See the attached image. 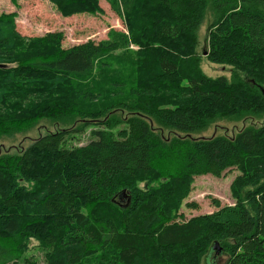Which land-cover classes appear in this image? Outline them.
<instances>
[{
	"label": "trees",
	"instance_id": "16d2710c",
	"mask_svg": "<svg viewBox=\"0 0 264 264\" xmlns=\"http://www.w3.org/2000/svg\"><path fill=\"white\" fill-rule=\"evenodd\" d=\"M51 1L64 16L105 2L129 33L65 48L0 17V142L23 136L0 148V264H38L33 242L43 264H264V123L195 137L264 116V0ZM210 7L206 58L231 79L197 56ZM42 122L57 129L25 146ZM232 170L234 205L180 213L197 177Z\"/></svg>",
	"mask_w": 264,
	"mask_h": 264
},
{
	"label": "rangeland",
	"instance_id": "374dc122",
	"mask_svg": "<svg viewBox=\"0 0 264 264\" xmlns=\"http://www.w3.org/2000/svg\"><path fill=\"white\" fill-rule=\"evenodd\" d=\"M101 8L104 11L103 14L80 13L73 16H64L51 0H0V17L6 15L14 18L17 30L26 37H41L51 32H63L65 35L63 43L65 48H71L87 42L109 41V35L115 32L128 35V29L125 28L120 18L111 10L110 5L102 2ZM213 20L214 14L210 7L196 36V42L198 43L197 56L200 57L201 69L207 76L214 79L219 77L231 79L234 72L232 67L214 64L206 58L209 50V27ZM138 79H143V77L140 75ZM252 122L260 125L264 123V116L245 123L228 119L219 120L205 132L195 137L233 136ZM40 125L41 128L35 133L28 135L30 139L24 142L25 146L29 145L33 139L57 129L56 125L50 122H42ZM92 129H88L79 140L72 144L80 146L89 144L92 141ZM22 138L23 136L17 140L3 139L0 142V148L7 149L10 146L17 145ZM238 175L239 173L236 170H232L224 173L220 178L211 175L197 177L194 188L184 202L180 213L186 219H191L213 213L216 210L214 204L216 201H219L222 206L234 205L236 203L234 182ZM187 204L196 205L197 208H189ZM29 255H33L38 264H43L44 256L36 242L32 243ZM226 261L227 257L224 255L210 254L204 259L202 264H225Z\"/></svg>",
	"mask_w": 264,
	"mask_h": 264
},
{
	"label": "water",
	"instance_id": "95a60500",
	"mask_svg": "<svg viewBox=\"0 0 264 264\" xmlns=\"http://www.w3.org/2000/svg\"><path fill=\"white\" fill-rule=\"evenodd\" d=\"M263 93H264V90H263ZM214 250L217 251V252L220 251V245L218 243L215 244Z\"/></svg>",
	"mask_w": 264,
	"mask_h": 264
}]
</instances>
